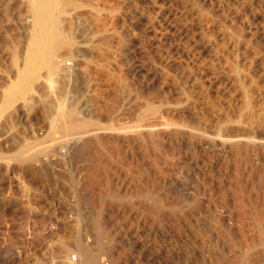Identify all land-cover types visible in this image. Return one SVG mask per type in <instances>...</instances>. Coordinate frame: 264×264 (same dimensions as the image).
Returning a JSON list of instances; mask_svg holds the SVG:
<instances>
[{"label": "rangeland", "instance_id": "374dc122", "mask_svg": "<svg viewBox=\"0 0 264 264\" xmlns=\"http://www.w3.org/2000/svg\"><path fill=\"white\" fill-rule=\"evenodd\" d=\"M32 2L0 0V264L75 261L77 253L66 254L62 248L85 233L84 243L96 240L94 226L99 217L113 237H103L105 247L107 243V249H114L113 254L106 249L102 263L115 264L120 259L119 264H172L169 199L191 189L224 187L234 179L232 153L223 152L219 141L212 144V137L248 134L264 141V0H67V12L76 10L72 23L62 28L69 45L56 52L53 64L57 68H38L29 90L20 93L15 88L24 83L28 50L33 47ZM94 13L104 15L108 34L115 36L107 56L91 50L97 41ZM160 70L167 74L166 85L155 76ZM181 78H189L186 94L177 91ZM229 80L243 83L231 85ZM112 97L118 103L110 102L115 112L106 121L104 104ZM246 101H250V119L239 123L240 115L247 113ZM63 103H74L81 119L99 124L81 135L64 136L58 130L50 134L57 107ZM151 103L157 110L161 106L159 115L177 120L174 123H196L205 137L180 134L166 141L162 152L146 150L135 131ZM91 133L109 135L117 142L108 166L117 194L102 202L97 198L100 185L92 190L90 184L98 170L96 163L67 151L80 136ZM19 151L22 156L16 159ZM263 154L264 150L253 152L249 161L264 168ZM147 187H154L152 200L140 195ZM217 197L215 202L222 207ZM156 199L163 202L158 219L149 209L155 207ZM140 242L143 250L135 246Z\"/></svg>", "mask_w": 264, "mask_h": 264}, {"label": "bare ground", "instance_id": "6f19581e", "mask_svg": "<svg viewBox=\"0 0 264 264\" xmlns=\"http://www.w3.org/2000/svg\"><path fill=\"white\" fill-rule=\"evenodd\" d=\"M32 1L33 2L31 4V18H32L33 27H34V33H33L32 36H34V37H33V40H32L33 43H31L30 45H32L33 47H32V49L28 50L29 52H28V56H27V60H26L27 61V63H26V68H27L26 71H27V73L25 75V80L23 79L24 83L15 88V91L20 92V93H22L25 90H29L31 82L32 81L34 82V78L33 77H34L35 71L38 68H40V67L41 68H44V67L45 68L46 67L49 68L51 66L53 68V66L55 67L57 65V64L56 65L53 64L54 63L53 60H54V56H56V52L59 51V49L65 48V47H67L69 45L67 43V41L65 40L64 31H63L62 28H63L64 24L65 25L66 24L70 25V23H72L71 20H72L73 16L75 15V12H76V10H73V11H71L69 13L67 12L68 8H70L69 7L70 3L67 2V0H32ZM85 8H87V7H85ZM96 11H98V9ZM93 12H95V11H93ZM98 14H99V12H98ZM201 14H202V12H201ZM102 16L104 17V15H102ZM102 16L101 15L99 16L96 13L91 15V17H92L91 20H94V23L97 26V30H95V32L97 33V41L96 42L94 41V43L91 46L92 47L91 50H92V52L98 53V55L100 54L101 56L102 55L107 56L108 54L106 55V53H108L110 51L109 50L110 49V45H111V42L113 44L114 41H112V40H113V38H115V36L114 37L112 36L113 33L112 34H108V32L106 30V27H107L108 23L106 22L107 20L101 18ZM92 23H93V21H92ZM215 53H217V52H215ZM61 56H62V54H61ZM160 60H161V58H160ZM159 62H161V61H159ZM187 65H190V64H187ZM123 66H125V65H123ZM55 68H57V66ZM165 68H167V67H165ZM157 69H160V68H157ZM49 70H51V68ZM52 70H54V69H52ZM105 70H107V69H105ZM164 72H162V71L158 72L157 71V73L155 75V76L158 77V81L163 80L162 81V85L165 84L164 81L166 83L168 81V79H166L167 74L165 75ZM194 76H195V74H194ZM238 78H240V77H238ZM188 79H185V80L182 79L181 83L180 84L178 83L180 85V86L177 85L179 87L177 89L178 92L180 91V92H182V94L183 93L184 94L187 93V88H185V86H186V83L188 82ZM240 79H242V78H240ZM20 80H21V78H20ZM238 81L240 82L241 80H229L231 85L237 84ZM193 82H194V80H193ZM176 84L177 83H175V86H176ZM177 86L175 88H177ZM243 86H245V84ZM87 88H88V86H87ZM193 88H195V87H193ZM196 89H198V87ZM185 90H186V92H185ZM165 94H167V93H165ZM246 94H247L246 91H244V93H243L244 97H246ZM185 98H187V95H186ZM193 98H195V97L193 96ZM110 100H111V98H110ZM110 100L108 101L109 102L108 104H107V100H106V103L104 104V105H106L105 107L108 109L107 115L105 116V118H103L106 121L110 120L112 112H115V111H112L114 109L113 106L109 107L110 104H111L110 102H112L113 105L114 104L116 105V103H118V102H115V103L113 102V101H117L118 100V99L117 100L116 99L113 100V97H112V100L111 101ZM150 102H152V101H150ZM160 102L162 103V100H159V103ZM163 102H165V101H163ZM76 103L77 102L75 101V104ZM153 103H154V101H153ZM153 103L149 104L148 107L146 106L147 110L145 108L146 112H143V113H146L145 117H142L143 115L140 116L141 117V121H142V118L143 119L145 118V119L143 120L142 125L139 128H137L138 130L135 131L137 133L136 137L138 136L140 142H142L144 144V146H143L142 143H140V144H142L143 148L146 147L147 148L146 150H148V147H149V148H151L152 151H154V152L158 151V153H159V150L160 151L163 150V149H161V147H163L164 144H165L164 147L166 148V141H168L169 139H173L175 137H178V136H180V134H184V135L186 134L185 137L187 136V134H189V136L191 138H195V137L198 138L199 136L205 137V135H204L205 133L202 132V130H200L199 127L197 128L198 125H196V123H190V122H188L186 120H184L183 122L180 121V123H174V122H177V120L173 121L171 119H168L169 117L168 118H164L165 116L159 115L160 114L159 110H160L161 106L157 110L156 108H158V107H156V105L153 104ZM161 103H160V105H161ZM181 103H183V102H181ZM246 103L248 105L247 108H245V109H247V113L246 114H242L243 116L240 115L241 119L238 120L239 123H242L243 120L245 119L246 120V124H247V120L250 119V110H248L250 108V101H246ZM65 104L64 105L60 104L61 106H59V108L57 107L58 110H57V113H56L57 114L56 115V122H53L51 124V126H50V128H51L50 134H52L54 131L58 130V131H61L64 136H69L70 137L72 135H77V134L81 135V133L83 134L86 131L88 132V130H91V128H93V127L96 128L95 126L99 124L98 122L93 121V120L81 119V117H80L81 114L79 115V111L77 110V106L74 103L72 105L71 104L70 105L67 104L68 106L65 105ZM154 105H155V107H154ZM95 106H97V105H95ZM175 106H177V105H175ZM187 107H188V105H187ZM174 110H175V108H174ZM174 110H173V112H174ZM175 112L173 114H175ZM181 113H184L183 110H182ZM179 114L180 113H178L177 115H179ZM227 115H229V114H227ZM179 116H181V114ZM228 117H230V116H228ZM242 118H243V120H242ZM141 121H140V123H141ZM202 121H204V120H202ZM235 121H234V123H235ZM231 122H233V121H231ZM140 123H139V125H140ZM227 123H229V122H227ZM243 123H245V122H243ZM238 125L240 126V124H238ZM222 128L223 127H221V129ZM102 130H104V129H102ZM222 130H224V129H222ZM131 133H132V131H131ZM33 134H34V132H33ZM52 137H51V139H52ZM54 137H53V139H54ZM190 137H189V140H190ZM223 137L215 138V139H213V137H212L211 143L215 144L213 142H216V141L218 142L219 141L220 144L218 146H219V148L222 149L223 152H231L232 153V155L234 157V160H233V162H234V171H232V173H233L232 177H234V179L232 178V181H230L229 184L224 185V187L221 184H220L221 186L219 185L218 187H215V186L212 187L208 183L210 185V188H208V189L205 188V191L202 190L203 192H201L200 189L199 190L198 189L197 190L194 189L193 191L191 189V190H188L189 192H186V193L184 192L185 193L184 195L181 194L182 196L179 195V194L178 195L177 194L173 195L171 193L173 195V197L170 196L171 198L169 199V203L167 204L168 205L167 207H168V210H169V221H170V225H171V231H170V233L169 232L168 233L170 234L169 235V239H170L169 243H170V246H171V253L170 252L169 253H170L171 258H172V261H171L172 264H264V168L260 167L261 165L258 166L256 163H255L256 165H253V164H251V161H249V159L251 158L250 156H251V154H253V152H256V151L258 152L259 150H264V141H262V139L259 140V139L255 138V137L248 136V134L245 137L240 136V135L239 136L238 135L237 136H233L232 135V136L225 137V134H224ZM202 138H200V139H202ZM80 139L81 140L78 139L76 143L73 142L74 144L72 145V147L69 146L68 149L66 147L65 148L67 149V151L69 150V152H70V150H72L71 151L72 154L76 155L77 158L86 157V159H88L90 161H94L96 163V166L98 167V170H97L98 172L96 171L95 174H92L93 179L90 178L91 176L90 177L88 176V177L93 180V182L91 180V183H90L91 185H93V187L90 186V187H92V190L96 189L97 185L95 186V184H97V183H98V186L99 185L101 186V187L99 186L100 190L96 189V190H99L98 194L96 193L97 191L95 193L98 196L97 197L98 200H100L99 202H102V199L105 200L104 198L109 197L110 194H117V191H116V188H115L116 185L114 186V184H111L110 183L111 181H109V177H108V173H109L108 172L109 171L108 170V166L110 165L109 163H112V158H113L114 152H115L114 145L117 142H115V140L111 136H109V135L108 136L107 135L103 136L102 133H93V134L91 133L90 135L88 134L87 136H84V138H81V136H80ZM189 140H187V141H189ZM208 140L210 141V138ZM194 144H195V142H194ZM55 145H57V144H55ZM67 146H68V144H67ZM142 146H141V148H142ZM26 149H28V148H26ZM44 150L45 149H43V151ZM22 152L23 151H19V152H17L15 154L16 155L15 156L16 159L21 158ZM50 152H52V151H50ZM71 152H70V154H71ZM145 153H147V152H145ZM150 153H153V152H150ZM59 157H61V156H59ZM156 159H157V157H156ZM110 160H111V162H110ZM235 160H237V161H235ZM241 161H243V163H245L244 167L242 165H240L242 163ZM238 162H241V163H238ZM101 169H102V171H101ZM94 170H96V169H94ZM209 171H210V169H209ZM81 173H82V171H81ZM158 173H159V171H158ZM136 177H138V176H136ZM193 187L196 188V186H193ZM93 188H95V189H93ZM153 189H154V187L151 190L153 191ZM151 190L148 187H147V189H145L143 191L141 189V191H140L141 197L145 198L146 200L147 199L148 200H152L153 194H151L152 193ZM118 194H120V193L118 192ZM150 194L152 195V197L150 196ZM216 196H218L217 198L221 199V202L223 203L222 207L217 206L218 203L215 202L216 201V199H215ZM117 197H119V196H117ZM163 200H165V199H163ZM153 203H154V201H153ZM100 206H101V204H100ZM104 206H105V203H104ZM162 206H163L162 199H159V200L156 201L155 207L151 208L152 207V205H151L150 208H149L151 211L149 209L148 210L150 212H153V214L155 215L154 217L156 219H158L157 217L160 214V208ZM218 208H220L221 214L218 213L219 212ZM98 216H100V215L98 214ZM101 219L102 218H100V217L98 219L96 218L97 221H95L96 225L94 224L95 225L94 226V230L97 232L96 233L97 236H96V240H94L92 243H91V241L88 242L89 244H87L86 242L84 243V241H83L84 238L83 237L88 235V234L85 233V236L84 235H79L76 238L74 244H73V242L71 244L70 243L71 241H70L69 243H66L64 245V247L62 248L63 252H65L66 254H70V253H74L75 252V253H77V256H76L75 261L74 260L68 261V259H67L66 261H68V262H65V260L64 261H60L61 264H104V263H102L101 258H102V255L105 253V251L107 249L106 248L107 247V243H106V247H105V244H104L105 241L103 242V237L106 236L110 240H113V237L111 236L112 233L107 232L108 229H107V231L104 229L103 225L105 223H104V221H102L103 219L102 220ZM75 228H76V226H75ZM113 236H114V234H113ZM110 245H113V243L109 244L108 246H110ZM135 246H136V248H138L140 250L144 249V245L142 243L141 244L136 243ZM107 250H109V252L111 254L114 253V249H112L111 246ZM60 251H61V249H60ZM62 251L60 253L61 256H62V254H65ZM117 260H120V259H117ZM117 260L115 261V264H119V261H117Z\"/></svg>", "mask_w": 264, "mask_h": 264}, {"label": "built area", "instance_id": "2783aa9c", "mask_svg": "<svg viewBox=\"0 0 264 264\" xmlns=\"http://www.w3.org/2000/svg\"><path fill=\"white\" fill-rule=\"evenodd\" d=\"M69 65V64H68Z\"/></svg>", "mask_w": 264, "mask_h": 264}]
</instances>
